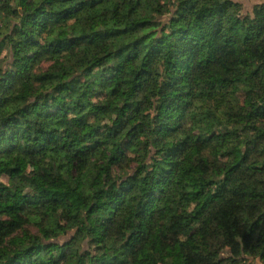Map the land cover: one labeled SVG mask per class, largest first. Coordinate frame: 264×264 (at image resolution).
<instances>
[{"label": "clouds", "instance_id": "1", "mask_svg": "<svg viewBox=\"0 0 264 264\" xmlns=\"http://www.w3.org/2000/svg\"><path fill=\"white\" fill-rule=\"evenodd\" d=\"M0 264H264V0H0Z\"/></svg>", "mask_w": 264, "mask_h": 264}]
</instances>
